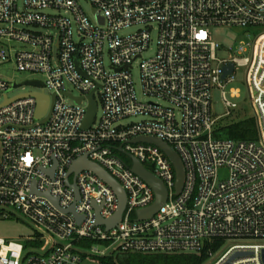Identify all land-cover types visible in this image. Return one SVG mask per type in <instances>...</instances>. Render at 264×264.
I'll return each instance as SVG.
<instances>
[{"label":"built area","instance_id":"built-area-1","mask_svg":"<svg viewBox=\"0 0 264 264\" xmlns=\"http://www.w3.org/2000/svg\"><path fill=\"white\" fill-rule=\"evenodd\" d=\"M88 2L96 9L92 19L77 0H0V62L40 73L44 80H34L42 84L35 91L53 97L40 122L36 99L8 102L25 93L10 97L9 82L0 78V220L26 222L34 231L27 239L37 242L26 249L0 237V264H104L119 253L200 255L214 241L232 244L213 264H264V0ZM214 27L261 32L234 50L250 51L249 57L228 48V57L220 58ZM152 29L154 52L144 59ZM136 62L142 94L167 105L138 99L131 75ZM229 63L233 70L222 78ZM240 67L246 68L257 139L215 137L211 91L223 90ZM91 92L101 115L97 106L83 129ZM221 94L228 114L235 104ZM138 115L145 119L120 123ZM137 137L158 138L178 154L184 168L179 193L169 159L154 145L132 142ZM120 149L167 188L165 202L149 217L136 212L152 204L153 190L131 172ZM84 156L125 193L122 215L109 229L96 216L107 220L115 213L114 191L90 170L68 173ZM217 252L209 249L206 259ZM235 253L247 254L231 259Z\"/></svg>","mask_w":264,"mask_h":264},{"label":"rangeland","instance_id":"rangeland-1","mask_svg":"<svg viewBox=\"0 0 264 264\" xmlns=\"http://www.w3.org/2000/svg\"><path fill=\"white\" fill-rule=\"evenodd\" d=\"M20 1V0H19ZM78 4L82 8V10L86 13V15L92 19L96 9L88 2V0H77ZM47 13H59L64 14L63 10H46ZM67 14V13H65ZM137 29V26L129 27L123 31L121 34L131 33ZM43 31V30H41ZM260 29H236V28H227V27H214L212 28V37L214 40L223 45V48L217 51V56L220 58H227L231 53L228 52V48L233 49L234 52L236 46L239 44L241 40H251L253 41L256 34L260 33ZM249 37V38H248ZM151 42L149 49L146 50L142 57L144 59L152 56L155 47L156 40V30L152 29L150 34ZM235 54V52H234ZM238 58H242L244 56H250V51L245 53L244 55H237ZM105 63H107V59L104 58ZM132 81L134 83V89L136 95L139 100L145 102L147 100H152L161 105H167V103L163 100H160L155 97L144 96L142 94L141 83H140V73L138 68V63L133 64V68L131 70ZM245 75L246 68L240 67L237 68L233 73V79L228 83H223V90L214 87L211 91V112L214 118H217V121L214 125L213 130L220 127L227 126L229 124L238 123L243 120H253L255 121V112L249 101V94L247 90V86L245 84ZM0 78L9 82L8 95L14 96L20 93L32 92L36 90V87L32 85L26 84L28 81L39 80L43 81V76L40 73L31 72V71H18L12 62H0ZM233 90H237V95L234 96L232 94ZM73 94L78 95V91L72 88ZM221 91H224V97L229 102L234 103L235 107L229 110L228 114L226 113V109L223 105L222 94ZM2 98V96H1ZM95 99L97 101V117L101 115V106L99 102V97L96 94ZM66 103H73L72 100H65ZM145 119L144 116H130L124 118L120 121L121 124H131L137 123L141 120ZM224 138V136L222 135ZM124 157V156H123ZM126 161L128 160L125 156ZM148 168H152L151 166ZM33 229L24 221L19 219H3L0 220V237L6 238L8 241H14L22 243L26 249H33L36 245L35 240H28L27 237L33 236ZM232 244L231 241H221L219 242L217 254L213 258L205 259L201 264H213L222 254L223 252Z\"/></svg>","mask_w":264,"mask_h":264},{"label":"water","instance_id":"water-1","mask_svg":"<svg viewBox=\"0 0 264 264\" xmlns=\"http://www.w3.org/2000/svg\"><path fill=\"white\" fill-rule=\"evenodd\" d=\"M232 70H233V64L229 63L223 69L222 78L225 77V75L230 74ZM26 84L32 85L34 87H41L42 85L39 82L34 81V80L28 81L26 82ZM92 94L93 93L91 92L87 97L89 104H88V108L86 111L85 119L82 123L83 129L88 128L92 124L95 113H96L97 106H96L95 101L92 98ZM23 95H31L36 99L35 117L39 119L40 122H43L47 117L46 113L48 111L50 101L53 100V97L50 99L47 95L43 94L42 92L35 91V92H30V93H25V94L14 96L12 99H7V101L10 102L14 98L23 96ZM79 100H80L79 98H76L77 102ZM132 142L149 143L159 148L165 154V156L169 159L170 163L172 164V167L174 170L175 192L179 193V191L182 188L183 181H184V168H183L181 159L179 158L175 150L171 146H169L166 142L158 138H154V137H137L133 139ZM120 151L122 150L120 149ZM122 153H124L130 160L131 172L138 175L153 190L154 201L152 202V204H150L148 207H145L143 209H139L136 212L137 217L140 219L149 217L159 209L162 203L165 202L167 198V193H168L167 188L165 187L163 182L160 179H158L151 171L146 169L139 160H137L130 154H127L123 151ZM55 164L56 163H54L53 167L55 166ZM84 169L90 170L93 173H95L98 177H100L114 191L116 195L118 206H117L115 213L107 220H102L98 216H96V222L104 225L107 229H109L117 223V221L120 219L122 215V212L125 208V203H126L125 193L122 187L120 186V184L106 170H104L98 164L89 161L85 156L74 160L68 170V173L75 174L78 171L84 170ZM68 211L74 214L73 206L70 207ZM76 218L78 219V217ZM246 254L247 253H235L231 257V259L241 256V255H246ZM263 262H264V250H263Z\"/></svg>","mask_w":264,"mask_h":264},{"label":"trees","instance_id":"trees-1","mask_svg":"<svg viewBox=\"0 0 264 264\" xmlns=\"http://www.w3.org/2000/svg\"><path fill=\"white\" fill-rule=\"evenodd\" d=\"M230 139H257L255 121L243 120L238 123L220 127L214 136ZM220 241L207 243L200 255L194 254H141L119 253L103 260L104 264H201L207 257L209 249H215Z\"/></svg>","mask_w":264,"mask_h":264}]
</instances>
